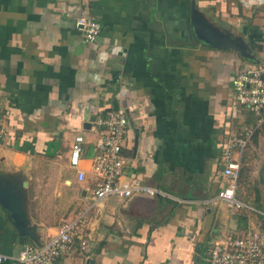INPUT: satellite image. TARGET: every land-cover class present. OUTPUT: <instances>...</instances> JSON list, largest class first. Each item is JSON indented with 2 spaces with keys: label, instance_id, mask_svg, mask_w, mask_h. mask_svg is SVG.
Listing matches in <instances>:
<instances>
[{
  "label": "crops",
  "instance_id": "0c3cea01",
  "mask_svg": "<svg viewBox=\"0 0 264 264\" xmlns=\"http://www.w3.org/2000/svg\"><path fill=\"white\" fill-rule=\"evenodd\" d=\"M192 7L216 47L195 35ZM81 16L101 25L94 43L75 26ZM263 63L264 0H0V180L21 188L37 236L19 235L0 207V264L70 221L88 249L54 264H208L211 243L242 231V217L261 230L217 193L226 131L257 122L230 108L234 75ZM118 108L121 182L164 196L93 199L91 121ZM79 134L81 183L68 161Z\"/></svg>",
  "mask_w": 264,
  "mask_h": 264
},
{
  "label": "built area",
  "instance_id": "2783aa9c",
  "mask_svg": "<svg viewBox=\"0 0 264 264\" xmlns=\"http://www.w3.org/2000/svg\"><path fill=\"white\" fill-rule=\"evenodd\" d=\"M75 26L86 43H94L101 33L100 23L91 17L77 18ZM229 105L233 112L241 109L253 112L257 116V122L254 126H243L228 134L222 146L220 165L223 167L221 174L230 179V184L220 188L217 199L234 213L264 217L263 211L240 201L236 196L245 150L264 120V63L250 66L234 75ZM91 126L98 133V138L93 143L92 156V171L100 178L92 191L95 201L108 197L124 201L141 194L150 197L164 196L162 191L139 181L121 182L128 175L127 160L123 153L128 119L122 108L95 116ZM3 136L4 131L1 128L0 140ZM84 144V136L76 135L70 146L68 159L70 167L76 171V180L79 183L85 180V173L79 168V162L84 157ZM76 222L70 221L62 225L58 233L40 247L26 245L14 259L15 264H54L56 260L71 255L76 249L80 255H84L89 243L78 233ZM5 259L0 254V263ZM207 261L208 264H264V236L246 221L242 231H229L211 243Z\"/></svg>",
  "mask_w": 264,
  "mask_h": 264
},
{
  "label": "rangeland",
  "instance_id": "374dc122",
  "mask_svg": "<svg viewBox=\"0 0 264 264\" xmlns=\"http://www.w3.org/2000/svg\"><path fill=\"white\" fill-rule=\"evenodd\" d=\"M239 127L242 128L243 126H235L234 129H241ZM257 130L256 142H250L245 150L236 196L240 201L264 212V120ZM225 134L227 137L228 131H226ZM220 175L221 187L228 186L230 184V179L224 177L222 174ZM242 214L244 215V213ZM251 215L252 217H257L256 214ZM258 222L261 226L262 221L258 219ZM249 223L253 226L252 220H250ZM253 227L259 231L262 230L261 227V230L256 228L255 225Z\"/></svg>",
  "mask_w": 264,
  "mask_h": 264
},
{
  "label": "water",
  "instance_id": "95a60500",
  "mask_svg": "<svg viewBox=\"0 0 264 264\" xmlns=\"http://www.w3.org/2000/svg\"><path fill=\"white\" fill-rule=\"evenodd\" d=\"M191 20L195 35L205 44L216 47L213 38L208 34L209 31L204 28L202 23V25L200 24L194 7H192L191 11ZM220 169L222 171L223 167L221 166ZM0 207L8 213L12 225L19 235L28 237L34 242L37 241L35 229L29 226V219L23 204L20 187L0 180Z\"/></svg>",
  "mask_w": 264,
  "mask_h": 264
},
{
  "label": "trees",
  "instance_id": "16d2710c",
  "mask_svg": "<svg viewBox=\"0 0 264 264\" xmlns=\"http://www.w3.org/2000/svg\"><path fill=\"white\" fill-rule=\"evenodd\" d=\"M257 133H258V130L255 131V133H254V135H253V138H252L251 142H254V143L256 142ZM249 144H250V143H249ZM257 208H258V207H257ZM259 209H260V208H259ZM258 217H259V219L262 221V225H263V227H262V231H261V232H262V234H263V236H264V217H262V216H258ZM246 221H247L246 218L243 219V217H242V224H243V225H242V229L245 228V226H246Z\"/></svg>",
  "mask_w": 264,
  "mask_h": 264
}]
</instances>
